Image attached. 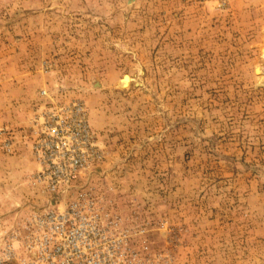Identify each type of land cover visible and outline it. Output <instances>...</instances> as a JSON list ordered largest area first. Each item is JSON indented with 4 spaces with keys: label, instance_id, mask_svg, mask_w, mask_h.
Instances as JSON below:
<instances>
[{
    "label": "rangeland",
    "instance_id": "374dc122",
    "mask_svg": "<svg viewBox=\"0 0 264 264\" xmlns=\"http://www.w3.org/2000/svg\"><path fill=\"white\" fill-rule=\"evenodd\" d=\"M262 47L264 0H0V223L44 199L32 127L80 101L139 264H264Z\"/></svg>",
    "mask_w": 264,
    "mask_h": 264
},
{
    "label": "built area",
    "instance_id": "2783aa9c",
    "mask_svg": "<svg viewBox=\"0 0 264 264\" xmlns=\"http://www.w3.org/2000/svg\"><path fill=\"white\" fill-rule=\"evenodd\" d=\"M36 125L30 183L44 199L16 221L0 223V264H139L132 233L81 176L102 158L83 104L46 110Z\"/></svg>",
    "mask_w": 264,
    "mask_h": 264
},
{
    "label": "bare ground",
    "instance_id": "6f19581e",
    "mask_svg": "<svg viewBox=\"0 0 264 264\" xmlns=\"http://www.w3.org/2000/svg\"><path fill=\"white\" fill-rule=\"evenodd\" d=\"M261 52H262V55H264V47H262ZM256 73H258V69H256ZM128 82H129L128 78L124 76L119 80L118 84L119 86L127 87Z\"/></svg>",
    "mask_w": 264,
    "mask_h": 264
}]
</instances>
